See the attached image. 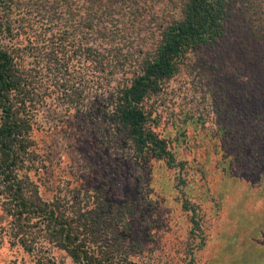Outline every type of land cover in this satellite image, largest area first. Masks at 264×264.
<instances>
[{
    "label": "rangeland",
    "instance_id": "374dc122",
    "mask_svg": "<svg viewBox=\"0 0 264 264\" xmlns=\"http://www.w3.org/2000/svg\"><path fill=\"white\" fill-rule=\"evenodd\" d=\"M27 8L16 18L37 37L30 42L24 36L28 46L22 51L34 83L27 117L36 125L22 173L44 199L66 196L71 204L79 203L84 220L102 204L100 223L81 234L87 248L107 263L264 264V124L252 120L246 126L239 112L225 110V100L234 98L222 92L228 79L208 81L201 68L206 67L203 58L212 62V53L193 51L163 82V90L145 101L154 129L178 140L175 161L182 163L140 159L126 133L111 121L108 95L124 82L125 72L136 69L141 50H152L157 32L142 30L128 38L124 66L109 64L100 72L101 67L83 69L74 60L60 71L52 50L65 56L71 45L64 36L51 41L58 30L46 29L48 19ZM34 54L43 56L36 62ZM229 83L239 86L235 79ZM6 233L0 223V264H77L50 232L48 238L44 231L35 232L33 252L12 244Z\"/></svg>",
    "mask_w": 264,
    "mask_h": 264
},
{
    "label": "trees",
    "instance_id": "16d2710c",
    "mask_svg": "<svg viewBox=\"0 0 264 264\" xmlns=\"http://www.w3.org/2000/svg\"><path fill=\"white\" fill-rule=\"evenodd\" d=\"M258 2L261 1L0 0V223L11 243L33 252L38 245L35 232L39 230L47 238L48 232L54 235L57 244L77 264H134L113 259L104 262L81 239L84 227L93 230L100 223L101 203L84 220L79 203L71 204L66 196L44 199L36 183L22 173L36 125L27 117L34 102V83L22 51L28 46L24 36L30 42L37 37L16 18L24 7L48 19L46 29L58 30V34L51 35V41L64 36L71 45L72 52L69 50L65 56L59 57L60 50H52L51 59H56L54 66L60 71L74 60L82 62L83 69L101 67L100 72H105L109 64L124 66L129 61V50L123 52L128 38L142 35V30L157 32L152 50H141L144 55L135 61L136 69L125 72L124 82L110 91L107 107L111 121L131 140L136 157L166 159L169 165L176 166L183 161H175L180 144L170 139L171 134L154 129L145 101L163 90V82L174 77L195 50L212 53V62L206 63L203 58L206 67H201L208 81L228 79V90L222 89L226 97L234 95L232 101L224 103L228 114L239 112L246 126L251 127L252 120L264 124V16ZM33 56L37 62L43 55ZM231 79L237 80L239 86L229 83ZM231 124L235 128L234 121ZM228 131L233 129L229 127ZM181 132L179 138L184 131ZM222 166L229 170L227 162Z\"/></svg>",
    "mask_w": 264,
    "mask_h": 264
}]
</instances>
